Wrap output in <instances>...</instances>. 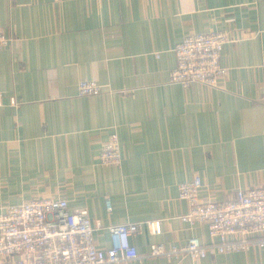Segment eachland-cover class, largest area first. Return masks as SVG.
I'll use <instances>...</instances> for the list:
<instances>
[{"label": "crops", "instance_id": "0c3cea01", "mask_svg": "<svg viewBox=\"0 0 264 264\" xmlns=\"http://www.w3.org/2000/svg\"><path fill=\"white\" fill-rule=\"evenodd\" d=\"M209 31L228 38L221 85L170 83L172 47ZM0 33L12 39L0 50V211L64 198L88 211L103 249L108 225L141 223V258L120 264H264V248L149 256L154 243L211 240L178 218L179 183L199 176V198L214 202L264 186V0H0ZM81 80L104 88L78 95ZM112 132L121 164L101 165Z\"/></svg>", "mask_w": 264, "mask_h": 264}, {"label": "built area", "instance_id": "2783aa9c", "mask_svg": "<svg viewBox=\"0 0 264 264\" xmlns=\"http://www.w3.org/2000/svg\"><path fill=\"white\" fill-rule=\"evenodd\" d=\"M12 39L0 33V50ZM227 35L221 31L191 33L172 47L175 65L169 71V82L188 88L194 84L218 87L228 69L220 64V55ZM159 57L158 54L155 55ZM103 85L93 80H81L78 95H97ZM2 92L0 91V106ZM10 105H17L15 98ZM98 161L101 165L121 164L118 135L112 132L102 145ZM201 179L178 184V196L187 205V211L178 218L190 225L203 223L211 239L203 243L197 237L169 248L162 243L150 245L149 256L167 259L189 257L203 259L207 253H231L264 248V186L246 190L237 189L222 202L201 201ZM106 210L111 212L109 200ZM154 234L160 233V221H146ZM98 227L100 223L97 222ZM141 223L108 225L110 247L96 246L88 211L85 208L69 210L64 198H36L9 205L0 211V264H120L139 260L131 235L138 233ZM16 258L11 259V257Z\"/></svg>", "mask_w": 264, "mask_h": 264}]
</instances>
